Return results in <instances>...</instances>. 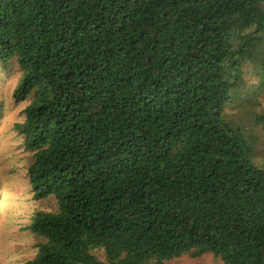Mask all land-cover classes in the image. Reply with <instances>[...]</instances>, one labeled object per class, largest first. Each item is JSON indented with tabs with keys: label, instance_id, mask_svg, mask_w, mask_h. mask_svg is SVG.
I'll use <instances>...</instances> for the list:
<instances>
[{
	"label": "trees",
	"instance_id": "obj_1",
	"mask_svg": "<svg viewBox=\"0 0 264 264\" xmlns=\"http://www.w3.org/2000/svg\"><path fill=\"white\" fill-rule=\"evenodd\" d=\"M11 59L34 198L58 204L31 264H264V113L227 109L246 65L264 90V0H0Z\"/></svg>",
	"mask_w": 264,
	"mask_h": 264
},
{
	"label": "rangeland",
	"instance_id": "obj_2",
	"mask_svg": "<svg viewBox=\"0 0 264 264\" xmlns=\"http://www.w3.org/2000/svg\"><path fill=\"white\" fill-rule=\"evenodd\" d=\"M22 76L16 61H0V264H31L36 257L41 238L27 227L38 211H56L54 196L37 200L28 178L32 153L23 147L24 138L16 131V123L23 122V110L29 100L17 102L14 90ZM242 88L236 91L237 99L227 106L230 116L238 122L251 125L257 115L264 113V90L251 92L258 83L254 68L246 65L240 71ZM249 101L242 106V102ZM262 136L260 155L264 157V128L258 126ZM104 259L103 251L95 252ZM168 264H224L213 253L200 257L183 255Z\"/></svg>",
	"mask_w": 264,
	"mask_h": 264
}]
</instances>
